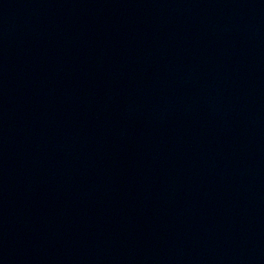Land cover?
Wrapping results in <instances>:
<instances>
[{"label": "water", "instance_id": "water-1", "mask_svg": "<svg viewBox=\"0 0 264 264\" xmlns=\"http://www.w3.org/2000/svg\"><path fill=\"white\" fill-rule=\"evenodd\" d=\"M0 264H264V0H0Z\"/></svg>", "mask_w": 264, "mask_h": 264}]
</instances>
